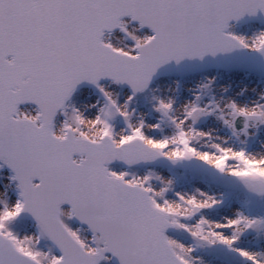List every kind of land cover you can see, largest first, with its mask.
<instances>
[{"label":"snow or ice","instance_id":"1","mask_svg":"<svg viewBox=\"0 0 264 264\" xmlns=\"http://www.w3.org/2000/svg\"><path fill=\"white\" fill-rule=\"evenodd\" d=\"M246 18H264V0H0V170H10L0 188V264H203L194 254L216 247L264 264V250L239 246L249 232L264 236V215L236 207L212 218L227 193L179 191L175 177L138 171L197 160L264 200V153L248 141L207 150L200 140L211 132L197 127L218 114L234 135L256 137L264 102L181 101L152 87L173 61L264 56V28L235 30ZM85 83L99 95L82 109L74 96ZM112 85L130 92L122 98ZM28 219L31 229H21Z\"/></svg>","mask_w":264,"mask_h":264},{"label":"rangeland","instance_id":"2","mask_svg":"<svg viewBox=\"0 0 264 264\" xmlns=\"http://www.w3.org/2000/svg\"><path fill=\"white\" fill-rule=\"evenodd\" d=\"M236 26L243 27V28H245V27L249 28V27H254L255 24H247V25L236 24ZM258 28L262 29L260 27H258ZM145 30L146 29H144V31ZM221 71H224V70H221ZM209 72H201V73L193 75V76H186L185 79H191L193 77H199V79H200V78H202L203 75H206ZM229 73H238V72H229ZM239 74L250 75L253 78L257 79L259 81L260 86L264 90V82L261 78L256 77L254 75H251L250 73H239ZM161 78H164V77H161ZM161 78H159L158 80H160ZM169 78H171L173 80L178 79L182 82L185 81L181 77L176 78V79L172 78V77H169ZM105 83H108V82H105ZM205 83L210 84L209 81L203 82L202 84H205ZM153 84H154V82H153ZM202 84H200V86L198 88L194 87V90L192 91V96L195 99L196 95L199 94L201 96V102L204 104H207V100L209 98H211V94H210L211 88H201ZM112 87L116 88L118 91L121 92L122 98H124L126 96V94H128V92H129L128 90H126L123 87H120L118 85H112ZM82 93H88L89 94L90 98L86 102L88 105L95 103V99H97L98 95H99L98 91L96 89L84 88V89H81L78 92H76L75 98L79 97V95ZM191 99H193V98H191ZM140 101H141V110L147 111V108L145 107V104H144V98L142 96L140 97ZM145 114L147 115V113H145ZM210 117L214 118L219 123L220 127L223 130H225V132H226L225 134L229 137V139H231V140L237 139L236 145H240L242 141H248V144L253 142V139L255 138L254 136H249V135L243 134V133L240 135H234L232 133V131L223 124V120H221L219 118L218 114L202 118L201 121L198 123V125L200 123H202L203 121L209 119ZM59 119L62 120L63 116H60ZM165 131L170 132V129L167 126H165ZM249 131L254 132L255 131L254 126L251 127L249 129ZM260 133H264V129H262ZM239 163L240 164L237 167H239L243 162L241 161ZM111 166L113 168H116V169H121V168L125 167L122 164H112ZM234 166H236V165L234 164ZM146 168L147 167H144V166L138 167V171L141 174H143L146 171ZM153 168H155V167H153ZM134 170H137V169H134ZM156 171L160 176H162L165 179H171V178L175 177L177 179L176 189L179 186L184 185V184H192L194 182H198L199 185L204 186V188L207 190L212 189L213 191L227 193L228 194V201L221 208H225L228 210V209H233L236 207H243L244 210L251 215H264V200H261L259 197H250L249 195L243 194L242 192H239L236 190H225L222 187H220L215 181H213L211 183H204L202 181L201 177L205 176V177L211 178L208 175H205L202 173H195L192 171L179 172V171H175L173 169H158V168H156ZM8 175H9V171H7L5 168L3 170H0V188H2L3 185L8 182L7 181ZM156 182L158 183V181H156ZM169 196H170V193H169ZM211 213H212L211 211H208L207 215H210ZM72 223L74 226H79V224H77L74 221ZM20 227H21V229H25V228L31 229L32 222L30 220H26V221L22 222ZM89 235H90V233H89ZM170 235H173L176 238L183 240L185 242L192 243V237L190 236V234H188L186 232L177 231L174 229L173 231L170 232ZM246 242H248V244H250V245L247 247L241 246L242 243H246ZM239 246L249 248V249H253V250H257V248L259 250H261L262 248H264V236L258 235L254 231L249 232L242 238ZM194 255L197 257H203L204 262L205 261H207V262L212 261L216 264H245V262H246L244 260V258L240 257L238 254H236V253H234V252H232L226 248H223V247H216L213 249L201 248ZM107 264H114V262L113 261L107 262ZM195 264H202V261L200 259H197Z\"/></svg>","mask_w":264,"mask_h":264},{"label":"bare ground","instance_id":"3","mask_svg":"<svg viewBox=\"0 0 264 264\" xmlns=\"http://www.w3.org/2000/svg\"><path fill=\"white\" fill-rule=\"evenodd\" d=\"M255 25L254 27L243 28L238 27L235 25V30L238 32H244L251 34L254 31L258 30L259 26ZM262 28V27H260ZM145 31H149L146 29ZM209 81L211 85V98L207 100V103L215 98L216 101L220 102L221 106H224L228 103V101L235 99L241 103H255V102H264V90L259 84V81L253 78L250 75L246 74H239V73H229L227 71H210L208 74L203 75L202 78L193 77L191 79H185L184 82L180 80H173L169 77L161 78L154 82L152 87L156 89L157 95H164V96H174L179 97L181 101L191 99L194 97L192 96V91L195 88H198L200 84L203 82ZM129 93V92H128ZM151 95V94H150ZM76 96H74L75 98ZM90 98L88 93H82L79 97L75 98L74 100L78 104L79 107L86 108L91 104H87V100ZM94 101V100H93ZM198 128L210 131L211 135L202 137L200 143L204 145L207 150H212L213 145L216 143H221L224 140H227L231 144L237 143V139L231 140L225 134V130H223L219 123L212 117L203 121L199 125ZM264 141V133H260L257 135L253 142L249 144L251 150H254L256 154L264 153V144L261 143ZM241 162L239 159L234 160V164L238 166ZM202 187L198 184V182H194L192 184H184L177 188L179 191H185L189 193H194L196 191V187ZM207 190V189H206ZM209 191H213L209 189ZM170 197L174 198V193H170ZM233 209H225L219 208L216 210H211V214L209 215L212 218L220 219L224 215H231ZM248 242L242 243L241 246H249ZM257 250H259L257 248ZM261 250H264L262 248ZM203 264H216L214 262H207L203 261Z\"/></svg>","mask_w":264,"mask_h":264},{"label":"water","instance_id":"4","mask_svg":"<svg viewBox=\"0 0 264 264\" xmlns=\"http://www.w3.org/2000/svg\"><path fill=\"white\" fill-rule=\"evenodd\" d=\"M248 23H257V24H260L262 27H264V18H246L240 21L238 24L245 25ZM211 68L227 69L230 71H239V72L249 71L252 74H256L264 78V56L258 53L237 51V52H233L229 54H220L215 57L209 55L205 57L203 60L199 58L185 59L179 64L173 61L170 64L163 66L154 80H156L157 78L161 76L171 75L177 78L178 76L195 74V73L205 71L207 69H210V70L205 71V72L219 70V69H211ZM183 80H185V77L183 78ZM85 86L93 87L92 85L85 83V84H82L80 88L85 87ZM124 87H127V86H124ZM237 126L238 128H242L243 124L238 123ZM148 166H157V167L172 166L174 167L171 163L167 161H160L157 164L148 165ZM175 168H178L180 170L190 169L196 172L207 173V174H210L212 177L216 178L217 179L216 181L227 189L233 188V189H239L244 192H247L243 188V186L240 185L237 181H234L231 178L219 177L218 173H216L214 169L207 167L204 163L200 161H197V160L186 161L179 167H175ZM171 230L173 229H170L169 231ZM114 260L116 264H119L118 260L116 259ZM247 264H251V263L247 262Z\"/></svg>","mask_w":264,"mask_h":264}]
</instances>
